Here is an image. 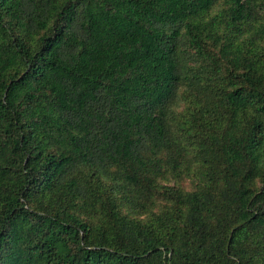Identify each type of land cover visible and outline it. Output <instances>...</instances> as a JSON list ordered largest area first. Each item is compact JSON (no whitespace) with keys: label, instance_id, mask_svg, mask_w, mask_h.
Returning a JSON list of instances; mask_svg holds the SVG:
<instances>
[{"label":"trees","instance_id":"obj_1","mask_svg":"<svg viewBox=\"0 0 264 264\" xmlns=\"http://www.w3.org/2000/svg\"><path fill=\"white\" fill-rule=\"evenodd\" d=\"M0 264H264V0H0Z\"/></svg>","mask_w":264,"mask_h":264},{"label":"rangeland","instance_id":"obj_2","mask_svg":"<svg viewBox=\"0 0 264 264\" xmlns=\"http://www.w3.org/2000/svg\"><path fill=\"white\" fill-rule=\"evenodd\" d=\"M170 184H171V183H170ZM180 184L182 185V187H184V185H185L186 188L189 186L188 183H187V181H183V182H181Z\"/></svg>","mask_w":264,"mask_h":264}]
</instances>
